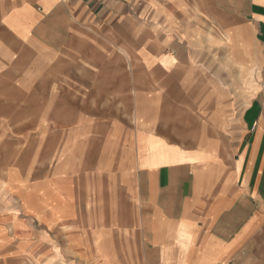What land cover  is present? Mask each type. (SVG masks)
I'll use <instances>...</instances> for the list:
<instances>
[{"label": "crops", "instance_id": "obj_1", "mask_svg": "<svg viewBox=\"0 0 264 264\" xmlns=\"http://www.w3.org/2000/svg\"><path fill=\"white\" fill-rule=\"evenodd\" d=\"M264 264V0H0V264Z\"/></svg>", "mask_w": 264, "mask_h": 264}, {"label": "rangeland", "instance_id": "obj_2", "mask_svg": "<svg viewBox=\"0 0 264 264\" xmlns=\"http://www.w3.org/2000/svg\"><path fill=\"white\" fill-rule=\"evenodd\" d=\"M31 260H32L31 257H26V261H25V263H26V264H31Z\"/></svg>", "mask_w": 264, "mask_h": 264}]
</instances>
